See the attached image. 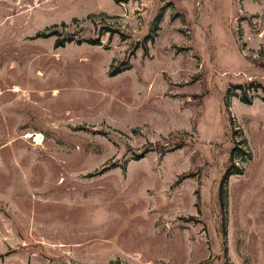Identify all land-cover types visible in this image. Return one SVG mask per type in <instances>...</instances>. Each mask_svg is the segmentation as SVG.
Returning a JSON list of instances; mask_svg holds the SVG:
<instances>
[{
	"label": "rangeland",
	"instance_id": "1",
	"mask_svg": "<svg viewBox=\"0 0 264 264\" xmlns=\"http://www.w3.org/2000/svg\"><path fill=\"white\" fill-rule=\"evenodd\" d=\"M0 264H264V0H0Z\"/></svg>",
	"mask_w": 264,
	"mask_h": 264
},
{
	"label": "trees",
	"instance_id": "2",
	"mask_svg": "<svg viewBox=\"0 0 264 264\" xmlns=\"http://www.w3.org/2000/svg\"><path fill=\"white\" fill-rule=\"evenodd\" d=\"M59 42H60V41H59ZM59 42H58L57 45H56L57 47H60V46L63 45V43H59ZM244 102H245V103H250V104H251V103H253V99H251V98H245V99H244ZM237 173H243V171H242V170H239ZM231 174H234V173L229 172L228 175L225 177L224 182H223V185H222V189H221V200L223 201V202H222L223 204H225V202H226V192H225V189H224V188H225V187H224V186H225L224 183L226 182V179L228 178V176H230ZM223 207H224V205H223Z\"/></svg>",
	"mask_w": 264,
	"mask_h": 264
},
{
	"label": "bare ground",
	"instance_id": "3",
	"mask_svg": "<svg viewBox=\"0 0 264 264\" xmlns=\"http://www.w3.org/2000/svg\"><path fill=\"white\" fill-rule=\"evenodd\" d=\"M15 90H16V89H15ZM32 136H33L32 133H28V135H27V137H32ZM41 137H42V134H39L38 137H37V139H38V140H41V139H42ZM40 138H41V139H40Z\"/></svg>",
	"mask_w": 264,
	"mask_h": 264
}]
</instances>
